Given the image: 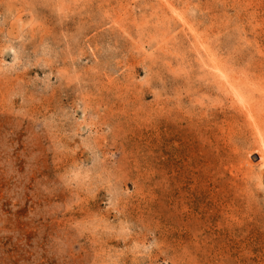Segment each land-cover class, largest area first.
I'll return each instance as SVG.
<instances>
[{
  "label": "rangeland",
  "instance_id": "374dc122",
  "mask_svg": "<svg viewBox=\"0 0 264 264\" xmlns=\"http://www.w3.org/2000/svg\"><path fill=\"white\" fill-rule=\"evenodd\" d=\"M263 158L264 0H0V264H264Z\"/></svg>",
  "mask_w": 264,
  "mask_h": 264
},
{
  "label": "bare ground",
  "instance_id": "6f19581e",
  "mask_svg": "<svg viewBox=\"0 0 264 264\" xmlns=\"http://www.w3.org/2000/svg\"><path fill=\"white\" fill-rule=\"evenodd\" d=\"M219 65H220V64H219ZM214 66H215V65H214ZM219 68H221V67H219ZM228 78H229V77H228ZM229 80H230V79H229ZM230 82H232V80H231ZM228 83H229V82H228ZM224 84H225V83H224ZM233 84H234V83H233ZM235 84H236V83H235ZM236 85H237V84H236ZM232 87H236V86H232ZM232 87L230 88L231 91L234 90V89H232ZM239 88H240V87H239ZM235 89H236V88H235ZM236 90H239V89H236ZM242 91H243V90H242ZM242 91H241V92H242ZM232 93H233V91H232ZM237 93H238V92H235V96H236V97H237ZM242 93H244V92H242ZM240 95L242 96V94H240ZM241 96H239V97H241ZM245 96H246V95H245ZM243 98H244V95H243ZM240 99H241V98H240ZM246 99H247V98H246ZM246 99H244L245 101L242 99V100L244 101V103H245L246 101H248V100H246ZM236 100H237V99H236ZM238 102H240V101L238 100ZM241 103H242V102H240V104H241ZM244 103H243V105H244ZM246 103H247V102H246ZM241 105H242V104H241ZM243 105H242V106H243ZM244 106H245V105H244ZM244 106H243V107H244ZM246 106H247V104H246ZM243 107H242V108H243ZM247 107H249V104H248ZM247 107H244V110H245V108H246V110H247ZM250 107L252 108V106H250ZM250 107H249V109H251ZM252 109H253V108H252ZM246 110H245V111H246ZM250 111H251V110H250ZM246 112H248V110H247ZM252 112H253V111H252ZM254 112H255V111H254ZM245 114H247V113H245ZM250 114H251V113H250ZM250 116H251V115H249V114L247 115V117H249V118H250ZM253 117H254V116H252V118H253ZM253 119H255V118H253ZM255 120H256V119H255ZM257 122H258V121H257ZM251 124H252V122H251ZM255 126L257 127L256 124H255ZM255 126H254V129H255ZM255 130H257V128H256ZM258 131H259V130H258ZM260 144H261V143H260ZM261 146H262V145H261ZM261 149H262V148H261ZM262 150H263V149H262ZM261 155H262V153H261ZM263 159H264V158H263ZM263 161H264V160H263Z\"/></svg>",
  "mask_w": 264,
  "mask_h": 264
}]
</instances>
